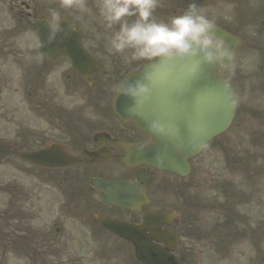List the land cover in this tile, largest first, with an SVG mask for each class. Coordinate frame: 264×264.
Wrapping results in <instances>:
<instances>
[{
  "label": "rangeland",
  "instance_id": "rangeland-1",
  "mask_svg": "<svg viewBox=\"0 0 264 264\" xmlns=\"http://www.w3.org/2000/svg\"><path fill=\"white\" fill-rule=\"evenodd\" d=\"M27 1L31 6H34L35 15H48L50 16V11L55 10L58 13H65L68 17H70L78 26L81 28L84 32L85 38L88 40V43L92 45H101L102 43H109L111 36L108 38L107 32L105 29L107 27L105 26V22L103 21V18L99 15H97L92 8H90L87 5L95 4L98 5V0L89 1L86 0V6L83 8H80L76 5H74L71 8H64L62 7V0H25ZM175 1V0H174ZM203 1V2H202ZM197 2V6L199 9L208 17H212V19L216 20L219 23L225 24L226 27H230L232 30L234 29L236 19H237V9L240 5L238 3L236 4L232 0H202ZM169 2V1H168ZM181 0H178L176 4V11L177 14H180L181 12L185 11L188 7V4L182 5ZM6 4H2V8H0V14L2 16L1 23L4 27L6 24H8L11 21L12 16L9 15L10 13L5 10ZM165 6H169L165 0L158 1L157 8H165ZM153 16L157 20H164L168 21L171 18V15L167 14H159V13H153ZM129 20L134 18H128ZM30 33L24 32V35L14 40L12 38L11 41H13L14 44H26L30 42ZM110 35V32H109ZM242 50L238 52V61L236 64L242 63L240 58H242ZM28 58L30 55L27 56ZM11 57L8 55V53H4V55H0V76L2 77H8L13 79H19L20 78V72L16 70L13 71L14 76L7 70L6 61L10 60ZM253 61L252 53L248 52L246 54L243 65L245 66L244 69L247 72H250L252 70L251 64ZM54 76H52L53 78ZM8 78L5 80L7 84L11 81L8 80ZM53 89L56 91L62 92L61 87L58 84L53 85ZM250 107L254 108L255 104L254 101L250 103ZM9 110L7 106L0 105V127L4 128H10L12 127L11 124L6 123L5 117L10 115L8 114ZM17 119L20 121L19 123H25L26 124V118L27 116L24 115L21 111H19L16 114ZM35 122L37 124H42L43 121L40 119H35ZM244 127L246 126V122L243 123ZM252 126V120L249 119V125L248 128L245 127L244 130V136H243V149L244 150H255V146H251L250 144V129ZM258 153V162L260 164L264 163V149L260 148L259 150H255ZM204 164L197 165L194 169V186L193 191L195 192L196 198L201 194V191L204 193H207L211 195L214 198V193L217 192L220 180L223 178L224 168L220 167L217 162L215 163L212 159V156L210 154H207L204 157ZM247 165L243 164L242 170L245 171H252L251 167H256L259 177H257L254 180V188L256 190V196L258 198V201L261 199L264 200V188L261 190V187H264V172L263 167L261 165H255L254 162H250L249 159L246 157ZM4 174H6L7 177H9L12 174L11 170L4 171ZM224 188L227 190V196L225 203L229 204L232 201H234L239 196V191L231 185L230 182H226L224 185ZM203 195V193H202ZM204 202H207V198H204ZM212 202L209 201L208 204H211ZM204 204V203H203ZM253 206L252 204L246 205L247 208H250ZM199 208L198 211H195L194 218L192 220H195L196 223H183L184 226L180 228V237L178 241L179 246V257L181 255H184L186 258L184 259L185 264H229L228 260H221L217 259L216 257H213V255L210 253V248L214 246V235L212 232L210 233L208 226L211 227V224L215 217H218V211H215V208H207L204 207V205L196 206ZM187 209V208H186ZM192 209V207H191ZM190 209V210H191ZM235 226L233 228L234 234L237 236L239 235V227L242 223V218L244 216L243 211L240 207L236 206L235 208ZM186 213L181 214L180 218L182 219ZM68 225V233L70 235H73V242L72 249L79 248L78 246H74L75 243H81L82 247L80 249L81 255L80 257L82 259L87 258L90 256L92 259L95 260V262L98 264H129L128 261L125 260L127 255L132 253V250L128 247H120L119 249H116L119 254L115 253V249H113V245H111L113 242L114 245H121L122 243L119 240L113 239V241H106L104 235L97 236V239L95 242V245H90V243H93V240H90L91 237L89 234H85L84 230L80 227L79 229L74 225L75 223ZM233 227V223H230ZM36 227H38V224H36ZM193 226V229L190 228V226ZM264 227V226H263ZM262 228V227H261ZM193 230L194 233L188 231ZM79 233V234H78ZM76 234H78V237H76ZM65 235V234H64ZM219 240L224 239V232H220ZM58 239V238H57ZM242 239H239L238 241H241ZM212 241V244L211 242ZM107 244V245H106ZM87 246H90V249L88 250L89 255L87 256L84 252L87 249ZM91 248H94L93 250ZM60 249V248H59ZM215 252V249H212ZM106 253V254H105ZM219 253V252H218ZM197 254V255H196ZM195 255V256H194ZM109 257L112 261H109V259H103L104 257ZM248 256V255H247ZM247 256H241L239 259L242 261H246L245 258ZM131 264L133 263L131 259L129 258ZM28 259L24 256H19L15 260H9L4 259L3 264H27ZM219 261V262H218ZM85 263V262H84ZM89 264V263H87ZM94 264V263H93ZM233 264H241L237 259L234 260Z\"/></svg>",
  "mask_w": 264,
  "mask_h": 264
},
{
  "label": "clouds",
  "instance_id": "clouds-1",
  "mask_svg": "<svg viewBox=\"0 0 264 264\" xmlns=\"http://www.w3.org/2000/svg\"><path fill=\"white\" fill-rule=\"evenodd\" d=\"M74 5L83 8L84 0H62L61 6L71 8ZM157 6L158 0H98L97 7L105 26L119 25L111 35L110 50L115 53L131 50L129 62L141 59L187 61L185 68L189 75L197 74L201 64L223 65L231 59L232 53L223 39L215 35L214 21L195 3L167 22L153 16ZM60 21V14L51 10L50 19L45 21L50 40L63 31ZM149 85L151 83L137 79L127 84L122 82L119 91L134 101H147L153 94V86ZM225 99L232 103L228 97ZM164 128V124L156 120L149 124V131L156 134L162 133Z\"/></svg>",
  "mask_w": 264,
  "mask_h": 264
},
{
  "label": "flooded vegetation",
  "instance_id": "flooded-vegetation-1",
  "mask_svg": "<svg viewBox=\"0 0 264 264\" xmlns=\"http://www.w3.org/2000/svg\"><path fill=\"white\" fill-rule=\"evenodd\" d=\"M103 108L97 123L89 125H50V129H41L39 137L43 139V143L56 141L59 143L70 144L73 149L87 153V149L95 150L101 147L102 150H108L110 158L100 163V166H93L92 171L96 176L112 177L118 179L131 178L136 181H142V178H148L150 188L158 192L169 183V177L160 173H154L147 169H125L119 166L124 151L111 142V139H119L125 142H141L145 141V137L137 132L132 122H121L112 113L109 107V99L105 97ZM28 136L33 137L34 133ZM95 137V138H93ZM91 162L90 158L85 156L80 161V167L68 169L66 171H43L38 174L43 186L47 189H41L40 194L48 197V201L44 204V210L51 207L57 209L58 218L53 219L50 223H97L93 218L94 213L103 216L115 218L123 221L137 220V217L129 211L102 204L96 197L91 187H86L79 175L83 173L85 164ZM151 172L153 174H149ZM157 175V176H155ZM146 186V184H145ZM17 191V189H16ZM35 183L31 181L26 189V208L22 209L16 204L11 212L14 218L12 223H36L35 214L41 212L39 207L35 209ZM91 192V193H90ZM51 193H54L51 195ZM17 201V200H16ZM27 219L23 220L22 217ZM72 218L74 222H68L64 217ZM89 215L90 219L87 218ZM45 223V222H41Z\"/></svg>",
  "mask_w": 264,
  "mask_h": 264
},
{
  "label": "water",
  "instance_id": "water-1",
  "mask_svg": "<svg viewBox=\"0 0 264 264\" xmlns=\"http://www.w3.org/2000/svg\"><path fill=\"white\" fill-rule=\"evenodd\" d=\"M62 27L65 28L64 25H62ZM215 35L220 36V38L230 42L231 44L235 43V41L232 38L223 34L222 32H219L218 30H215ZM60 44L67 45L68 43L65 41H61ZM64 49L67 50L70 54H72L74 59L78 57L77 46L74 49H69V48H64ZM186 63L187 61L175 60L170 62L167 60L160 59L157 63H154L144 68L143 71L140 74H138L136 77L141 78V80L143 81H144L143 77H153L157 79L158 84L170 83V81H168L167 79H169L172 76L179 77L176 83L180 88H183L186 91L187 85L189 84L192 88V91L194 90L195 92L205 93V99L210 102L211 104L210 106L212 109H219V111H215V110L211 111L212 112L211 115L208 113L206 115L207 118L208 117L212 119L217 117L222 118L223 116L230 115L234 98L233 95H231V92L230 95L232 97L226 94V92H229L230 90L225 85V83L222 82L221 80L216 79L213 75L214 67L218 65L201 64L197 74L189 75L185 68ZM131 81H135V79H132ZM208 93L210 94L209 96ZM124 96L125 95L121 96L122 99L124 98ZM226 97H228L232 101L231 104H229L228 100L225 99ZM203 99H204L203 96H201L196 101L198 103L197 107L200 109L203 108ZM225 103L228 104V107L224 106ZM197 115L198 116L200 115L202 117L203 112L200 111L198 112V114L196 113V116ZM218 128L219 125H217V123H212L211 125H208L206 121H203V118H200V120H196V126L194 128H191L186 134L191 138L190 143L191 144L193 143L194 145L193 146L184 145V148H187V150L184 151V155L187 154L189 155L192 154L194 151H196L199 145H201V143L207 140L209 135ZM162 150L172 159L169 165H173L175 162V158L173 157V153H174L173 151L179 150L178 146H170V147L164 146ZM163 164H166V162H163ZM159 224L160 223H144L141 227L113 224L110 227V229L117 232L121 236L133 241V243L137 244V239L142 240L140 241L141 244L140 247L146 244V247L149 250V245L147 244V242H149L150 238L153 235H146L145 229L158 230V227L160 226ZM173 239L170 241V248H173V244H174ZM139 252L141 253L142 250L139 249ZM168 256H166L164 253L160 251H157L156 256L153 255L154 258L150 259V261L148 259H145L142 254L140 256V259L148 264H176L172 262Z\"/></svg>",
  "mask_w": 264,
  "mask_h": 264
},
{
  "label": "bare ground",
  "instance_id": "bare-ground-1",
  "mask_svg": "<svg viewBox=\"0 0 264 264\" xmlns=\"http://www.w3.org/2000/svg\"><path fill=\"white\" fill-rule=\"evenodd\" d=\"M177 77L176 76H172L170 77L169 81L171 82L172 80H176ZM168 80V79H167ZM180 91V90H178ZM132 102H133V105H135L136 107L140 108V109H145L147 107V105L142 101V100H133L132 99ZM219 111V110H218ZM210 115L212 114V112L209 113ZM222 114V113H221Z\"/></svg>",
  "mask_w": 264,
  "mask_h": 264
}]
</instances>
